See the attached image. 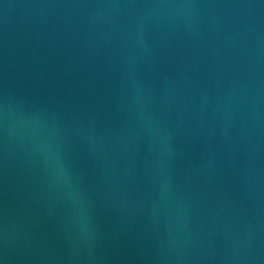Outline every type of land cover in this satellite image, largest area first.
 Listing matches in <instances>:
<instances>
[{
  "label": "water",
  "instance_id": "1",
  "mask_svg": "<svg viewBox=\"0 0 264 264\" xmlns=\"http://www.w3.org/2000/svg\"><path fill=\"white\" fill-rule=\"evenodd\" d=\"M0 264H264V0H0Z\"/></svg>",
  "mask_w": 264,
  "mask_h": 264
}]
</instances>
